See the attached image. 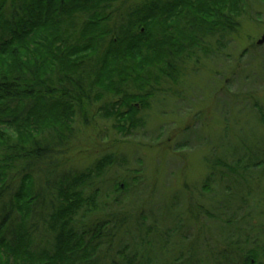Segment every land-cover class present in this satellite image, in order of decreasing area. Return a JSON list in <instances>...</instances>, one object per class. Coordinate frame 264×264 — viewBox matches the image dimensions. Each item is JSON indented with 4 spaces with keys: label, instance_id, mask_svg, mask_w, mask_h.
<instances>
[{
    "label": "trees",
    "instance_id": "16d2710c",
    "mask_svg": "<svg viewBox=\"0 0 264 264\" xmlns=\"http://www.w3.org/2000/svg\"><path fill=\"white\" fill-rule=\"evenodd\" d=\"M245 2L0 0V264H105V260L116 264L118 256L125 264H135L122 250L110 255L129 214L104 215L105 204L98 203L97 180L115 162L114 156H103L85 171L66 168V155L81 130L76 125H87L100 115L127 136L146 126L145 113L157 100V108L164 111L172 99L177 104L195 98L194 76L203 67L202 58L218 57L226 49L230 36L241 27ZM254 107L264 123V107L259 103ZM238 143L231 149L218 146L225 152L244 146L255 155L251 164H243L247 155L231 164L215 153L218 160L208 161L211 176L204 182L210 184L217 170L229 175L225 191L231 186L236 200H224L227 216L234 203H238L236 214L240 202L245 203L248 195L254 198L252 188L234 191L232 183L241 184L242 174L259 168L264 156L262 142ZM108 181L116 192L129 186L123 180ZM93 183L97 187L87 193ZM210 192L223 199L227 195L213 188ZM262 195L258 204L263 205ZM202 212V206L197 215L192 212L197 222ZM218 217L212 216L216 221ZM240 218L247 224L254 221L250 212ZM236 220L222 219L225 226L219 232L205 222L193 237L164 228L169 231L164 232L160 254L149 252L142 260L203 264L197 259L206 249L200 238L210 244L213 236L212 254L219 264L223 260L264 264V234L258 231L253 247L247 248L250 235L244 236L243 245L234 240L239 229L245 230L235 225ZM147 232L152 244L159 231L149 227ZM174 235L179 245L170 241Z\"/></svg>",
    "mask_w": 264,
    "mask_h": 264
},
{
    "label": "rangeland",
    "instance_id": "374dc122",
    "mask_svg": "<svg viewBox=\"0 0 264 264\" xmlns=\"http://www.w3.org/2000/svg\"><path fill=\"white\" fill-rule=\"evenodd\" d=\"M245 3V12L240 18L241 27L230 36L226 49L218 57L202 58L200 63L203 67L194 76L198 86L195 98L189 97L177 104L172 99L164 111L157 108L160 100L153 101V109L145 113L148 117L146 126L127 136L113 128V121L100 115L87 125L80 127L79 122L76 125V130H81L77 134L78 140L74 142L75 147L66 155L68 170L85 171L96 160L107 155L115 159L106 168L102 180H97L101 190L98 203L105 204L104 215L121 211L129 214L130 221L124 230L119 231L110 255L117 256V252L122 250L135 264H144L142 258L150 255L149 252L154 256L160 254L164 232L167 233L170 227H174L171 232L184 231L187 236L193 237L205 222L214 225L212 228L218 232L222 231V226H225L222 219L228 217L239 220L236 226L245 227L244 234L242 229L235 233L236 242L243 245L244 236L250 235L252 240L247 248L253 247L258 231L264 234V228L261 230L264 227V203L262 205L259 201L260 206L258 204V196L264 193V156H260L262 163L259 168L252 167L249 169L251 171L242 174L241 184L232 183L234 191L239 187L240 192H249L251 188L254 192V198L248 195L245 203H239L236 214L234 211L238 203H234L233 212L230 210L231 216L224 215L228 214L223 208L226 205L224 200H236L231 186L225 191L227 186L224 181L229 175L222 176L217 170L213 181L207 186L204 184L211 176L208 161L218 160L215 153L231 164L237 159L243 160L244 155L247 158L243 164H249L255 156L245 151L244 146L225 152L218 145L225 149L233 148L238 142H246L247 146H252L253 142L264 145V123L260 122L254 107L256 103L264 107V44H257L264 34V0H246ZM108 180L119 183L123 180L129 186L122 192H116L111 189ZM96 187L94 183L90 184L86 188L87 193H92ZM212 188L227 195L223 194L224 199L214 196L210 192ZM198 206H202L203 212L197 222L192 212L197 215ZM259 211L261 217L258 218ZM249 212L254 221L247 224L240 217ZM213 215H219L221 221L213 220ZM189 218L194 219L188 222ZM149 227L159 231L158 235L152 236V244L147 232ZM211 237L213 241L210 244L206 238H200L202 247L206 249L204 256L198 255L197 259H201L203 264H219L212 254L215 242ZM175 240L179 245L181 241L175 235L170 238V241ZM106 245L107 242L103 243V250ZM173 255L169 251L168 256ZM3 257L7 258V253L4 252ZM117 261L116 264H125L119 256ZM220 264L227 263L223 260Z\"/></svg>",
    "mask_w": 264,
    "mask_h": 264
},
{
    "label": "water",
    "instance_id": "95a60500",
    "mask_svg": "<svg viewBox=\"0 0 264 264\" xmlns=\"http://www.w3.org/2000/svg\"><path fill=\"white\" fill-rule=\"evenodd\" d=\"M257 44L258 45H263L264 44V34H263L262 38L258 41Z\"/></svg>",
    "mask_w": 264,
    "mask_h": 264
}]
</instances>
